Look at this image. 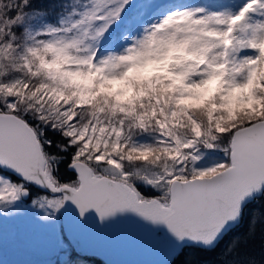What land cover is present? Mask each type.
<instances>
[{
  "label": "snow or ice",
  "instance_id": "1",
  "mask_svg": "<svg viewBox=\"0 0 264 264\" xmlns=\"http://www.w3.org/2000/svg\"><path fill=\"white\" fill-rule=\"evenodd\" d=\"M0 253L264 264V0H0Z\"/></svg>",
  "mask_w": 264,
  "mask_h": 264
},
{
  "label": "rangeland",
  "instance_id": "2",
  "mask_svg": "<svg viewBox=\"0 0 264 264\" xmlns=\"http://www.w3.org/2000/svg\"><path fill=\"white\" fill-rule=\"evenodd\" d=\"M196 2H200V0H196ZM31 231H32V226L27 222H18L15 225L12 224L9 225L10 233H19L23 235ZM2 256L3 253H0V257ZM6 258L9 261H14V260H23V259H40L41 257L38 254L23 249L22 247H18L10 240L6 252Z\"/></svg>",
  "mask_w": 264,
  "mask_h": 264
}]
</instances>
